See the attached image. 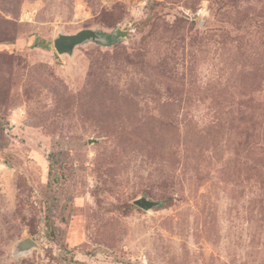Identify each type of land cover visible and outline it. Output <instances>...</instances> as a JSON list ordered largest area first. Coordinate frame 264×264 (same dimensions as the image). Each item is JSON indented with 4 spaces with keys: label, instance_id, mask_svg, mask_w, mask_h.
Returning <instances> with one entry per match:
<instances>
[{
    "label": "rangeland",
    "instance_id": "1",
    "mask_svg": "<svg viewBox=\"0 0 264 264\" xmlns=\"http://www.w3.org/2000/svg\"><path fill=\"white\" fill-rule=\"evenodd\" d=\"M0 264H264V0H0Z\"/></svg>",
    "mask_w": 264,
    "mask_h": 264
},
{
    "label": "water",
    "instance_id": "2",
    "mask_svg": "<svg viewBox=\"0 0 264 264\" xmlns=\"http://www.w3.org/2000/svg\"><path fill=\"white\" fill-rule=\"evenodd\" d=\"M104 34L98 33L95 29L84 28L74 33H59L53 40V46L57 53L71 55L77 45L88 41H93L98 44H103L106 41ZM133 203L145 210H149L158 206L159 202L148 199L145 196H140L133 200ZM30 243L29 240H24L20 244Z\"/></svg>",
    "mask_w": 264,
    "mask_h": 264
},
{
    "label": "trees",
    "instance_id": "3",
    "mask_svg": "<svg viewBox=\"0 0 264 264\" xmlns=\"http://www.w3.org/2000/svg\"><path fill=\"white\" fill-rule=\"evenodd\" d=\"M34 44H35L36 46H39V47H42V48H45V49H48V50L50 49V46H49L48 43H46V42H44V41H40V40H38V38H36Z\"/></svg>",
    "mask_w": 264,
    "mask_h": 264
}]
</instances>
